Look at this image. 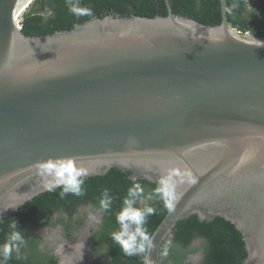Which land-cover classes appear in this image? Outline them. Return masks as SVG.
<instances>
[{"label": "water", "instance_id": "1", "mask_svg": "<svg viewBox=\"0 0 264 264\" xmlns=\"http://www.w3.org/2000/svg\"><path fill=\"white\" fill-rule=\"evenodd\" d=\"M31 0H0V221L45 192L40 164L75 157L90 176L170 175L172 210L152 232L147 264L176 223L223 217L264 264V34L226 15L93 16L25 36ZM27 4V5H28Z\"/></svg>", "mask_w": 264, "mask_h": 264}, {"label": "trees", "instance_id": "2", "mask_svg": "<svg viewBox=\"0 0 264 264\" xmlns=\"http://www.w3.org/2000/svg\"><path fill=\"white\" fill-rule=\"evenodd\" d=\"M172 12L193 18L201 23L217 25L221 21L220 0H169ZM30 9L21 14V31L25 36L50 35L56 31L69 30L93 16L107 14L120 16L167 15L165 0H33ZM91 9V14H85ZM226 15L230 24L241 32L248 31L256 36L264 34V0H258L255 9H247L245 0H226ZM130 172L112 167L103 175H92L86 180L82 196L69 194L61 198L60 188L45 191L26 201L11 217L0 221V245L7 242L11 229L9 220L15 219L22 230L25 243L19 255L13 251L5 264H57L56 258L42 252L36 230L41 226H54L62 222V217L51 221L53 214L70 219L78 208L90 205L99 210V200L104 189L113 197L110 212H102V223L95 233V245L104 250L106 264H145L144 254L126 256L111 239L118 230L116 214L122 206V199L135 183L141 184L144 194L153 193L157 182L144 178L132 179ZM156 213L148 217L146 227L149 235L157 227L167 212V207L159 196L149 202ZM137 206H140L139 204ZM88 216L87 212L84 213ZM79 220L78 225L82 223ZM198 242V246L191 244ZM108 249L105 252V249ZM200 252L198 264H244L247 256L241 232L233 223L223 217L200 220L196 214L179 220L172 229V236L166 238L160 248L161 264H185L188 254ZM96 251L93 254L95 258Z\"/></svg>", "mask_w": 264, "mask_h": 264}, {"label": "clouds", "instance_id": "3", "mask_svg": "<svg viewBox=\"0 0 264 264\" xmlns=\"http://www.w3.org/2000/svg\"><path fill=\"white\" fill-rule=\"evenodd\" d=\"M84 12L85 14H91V9H85ZM40 175L45 180V190L54 191L60 188L59 195L64 198L69 194L74 196L84 195V185L90 176V172L81 166L75 157H61L48 158L42 162L40 164ZM154 195L159 196L166 207L172 210L175 197L174 183L170 175H163L158 179L153 193L145 196L141 184L135 183L128 189L126 196L122 199V206L116 214V222L119 228L112 233L111 239L126 256L144 254L153 247V239L148 233L146 223L148 217L154 215L157 211L149 203L153 200ZM112 203V195L108 189H104L99 200V210L110 212ZM20 204L9 205L0 210L15 209ZM138 204L140 206H137ZM90 218L97 224L102 223V219L96 215H90ZM9 228L11 232L7 242L0 245V264H5L13 251L19 255L20 247L25 243V237L22 230L18 229L15 219L9 220ZM107 250L106 248L105 252ZM145 264H147V261H145Z\"/></svg>", "mask_w": 264, "mask_h": 264}, {"label": "flooded vegetation", "instance_id": "4", "mask_svg": "<svg viewBox=\"0 0 264 264\" xmlns=\"http://www.w3.org/2000/svg\"><path fill=\"white\" fill-rule=\"evenodd\" d=\"M247 6V0H245ZM87 212L88 216L84 213ZM90 215H96L102 219V213L90 205L80 207L77 213L73 215L70 219L66 216H61L59 214H53L51 216V221H56L59 217H62V222H56L54 226H41L38 227L36 232L39 235L40 243L38 248L47 253L50 256L56 258L57 264H63L66 258L62 257L59 252L63 250L67 255L73 256V253H79L77 247H80L81 256L79 255L80 264H106L104 258V250L98 248L95 245V233L100 228V224H97L90 218ZM82 223L78 225L79 220ZM198 246V242L191 244V247ZM69 248V249H68ZM73 250V251H72ZM96 251V256L93 258V254ZM193 255L196 256V260H193ZM201 258L200 252L193 254H188L184 259L185 264H198ZM72 261L75 259L71 258ZM70 262V261H69ZM68 262V264H69ZM169 264V261L166 262Z\"/></svg>", "mask_w": 264, "mask_h": 264}, {"label": "rangeland", "instance_id": "5", "mask_svg": "<svg viewBox=\"0 0 264 264\" xmlns=\"http://www.w3.org/2000/svg\"><path fill=\"white\" fill-rule=\"evenodd\" d=\"M33 0H31L30 1V3L26 6V8L22 11V13L23 12H26L28 9H30V4H31V2H32ZM257 1L258 0H247V9L248 10H250V9H255V5L257 4ZM64 256V258H66L65 259V261H66V264L68 263V261H71L72 259H71V257L69 256V255H62V257ZM69 259V260H68ZM192 259L193 260H196V256L195 255H193V257H192Z\"/></svg>", "mask_w": 264, "mask_h": 264}, {"label": "bare ground", "instance_id": "6", "mask_svg": "<svg viewBox=\"0 0 264 264\" xmlns=\"http://www.w3.org/2000/svg\"><path fill=\"white\" fill-rule=\"evenodd\" d=\"M27 4H28V2H27ZM27 4H26V6H27ZM26 6L23 8V10L26 8ZM68 249H69V248H68ZM77 249H78L79 253L74 252L72 257H71V255H70V257L73 258V259H75V261H73L72 263H71L72 260H71L70 262L68 261L69 264H80V263H78V262H79V259H77L79 255L81 256L80 247H77ZM72 251H73V250H72ZM59 252H60L61 255H67L66 252H64L63 250H60V249H59ZM63 257H64V256H63ZM68 260H69V259H68ZM62 261H63V264H66V261H67V260H66V261L62 260ZM67 264H68V263H67Z\"/></svg>", "mask_w": 264, "mask_h": 264}, {"label": "built area", "instance_id": "7", "mask_svg": "<svg viewBox=\"0 0 264 264\" xmlns=\"http://www.w3.org/2000/svg\"><path fill=\"white\" fill-rule=\"evenodd\" d=\"M20 21H21V15H20V17L17 19V24H18L19 27H21V25H20Z\"/></svg>", "mask_w": 264, "mask_h": 264}]
</instances>
